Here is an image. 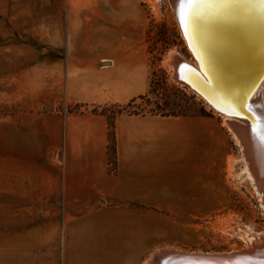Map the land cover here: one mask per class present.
I'll return each instance as SVG.
<instances>
[{
  "label": "crops",
  "instance_id": "1",
  "mask_svg": "<svg viewBox=\"0 0 264 264\" xmlns=\"http://www.w3.org/2000/svg\"><path fill=\"white\" fill-rule=\"evenodd\" d=\"M49 1L40 55L0 57L7 159L27 167L13 169L0 201V264H144L158 250L157 210L204 203L206 172H224L231 134L211 116L121 114L111 172L106 117L66 109L149 93L146 45L127 39L132 0Z\"/></svg>",
  "mask_w": 264,
  "mask_h": 264
},
{
  "label": "rangeland",
  "instance_id": "2",
  "mask_svg": "<svg viewBox=\"0 0 264 264\" xmlns=\"http://www.w3.org/2000/svg\"><path fill=\"white\" fill-rule=\"evenodd\" d=\"M54 3L49 0H0V57L39 56L44 45L39 37L45 33L43 25L39 23V15L43 14V10L52 15ZM56 3L57 9L60 10L61 2ZM130 11L128 14L136 19L137 27L127 33V39L145 43L151 63L150 79L154 88V93L149 94L150 102L138 100V109L147 113L150 109L156 110L157 103L165 112L195 114L205 110L208 116L222 122L232 137L231 154L227 158L224 172H206L205 201L199 208L157 210V248L203 252L245 249L251 241L249 234L258 236L264 232V208L247 172L243 147L225 124V114L215 110L172 77L174 69L168 59L169 53L174 52L194 66L196 59L182 35L170 0H132ZM49 30L51 29L46 27V38ZM59 36L60 40L64 41L65 30L59 32ZM48 41L46 39V44ZM5 82L0 81V201L5 200L6 186L12 184L13 169L22 172L27 168L22 162L7 159L4 138L6 113L3 111L10 97L6 96ZM31 83L32 86L36 85ZM260 91V99L264 104V86ZM17 181L14 176V183ZM203 186L200 185V191ZM142 260L143 263L147 261L145 257Z\"/></svg>",
  "mask_w": 264,
  "mask_h": 264
},
{
  "label": "bare ground",
  "instance_id": "3",
  "mask_svg": "<svg viewBox=\"0 0 264 264\" xmlns=\"http://www.w3.org/2000/svg\"><path fill=\"white\" fill-rule=\"evenodd\" d=\"M170 2L182 35L196 59L194 66L174 52L169 53L174 69L172 77L225 114V124L237 137L243 153L248 154L249 159L244 157L247 172L264 208V194H261L264 142L252 136V126L256 123L245 107L250 99L251 111L257 119L264 116L259 94L264 86V5L259 0H230L227 4L205 7L195 30L190 25L186 36L178 3ZM234 127L241 138L235 134ZM261 129L264 133V121ZM249 236L251 241L242 250L203 252L167 247L157 250L145 264H264V232Z\"/></svg>",
  "mask_w": 264,
  "mask_h": 264
},
{
  "label": "trees",
  "instance_id": "4",
  "mask_svg": "<svg viewBox=\"0 0 264 264\" xmlns=\"http://www.w3.org/2000/svg\"><path fill=\"white\" fill-rule=\"evenodd\" d=\"M154 93L153 88V81L151 80V85L149 89V93L146 95H141L136 98L131 99L129 102L125 104H118V103H110L104 105H89V104H71L67 107V112L75 113V114H83V113H92V114H100L106 117L108 123V163H109V170L111 172L116 171V137H115V119L121 114H129V115H138V114H146L145 112L139 110L138 100H149V94ZM148 114H158V115H201V116H208L205 110H200L199 112L187 113V112H175V111H163L159 104L156 103V110L150 109Z\"/></svg>",
  "mask_w": 264,
  "mask_h": 264
},
{
  "label": "snow or ice",
  "instance_id": "5",
  "mask_svg": "<svg viewBox=\"0 0 264 264\" xmlns=\"http://www.w3.org/2000/svg\"><path fill=\"white\" fill-rule=\"evenodd\" d=\"M230 0H178V10L180 23L184 27L185 35H189L190 25L195 30L197 21L201 18L202 10L208 6H216L218 4H227ZM261 5H264V0H259ZM251 111V108L249 109ZM258 132V129H253ZM260 140L264 142V133L259 136Z\"/></svg>",
  "mask_w": 264,
  "mask_h": 264
},
{
  "label": "water",
  "instance_id": "6",
  "mask_svg": "<svg viewBox=\"0 0 264 264\" xmlns=\"http://www.w3.org/2000/svg\"><path fill=\"white\" fill-rule=\"evenodd\" d=\"M175 1L178 3V0H175ZM252 103H253V102H252ZM252 103H251L250 99H248V100L246 101V105H245V107H246L247 111L249 112V114L253 117V120H254L255 123H256V124H255L256 126H252V125H250V126H252V132H251V133H252V136H253L255 139L260 140V138H259L260 133H259V132H260V131L262 132L261 127H262V125H263L264 116H261V120H259V118L257 119V117L255 116V114H253V112L249 110V109L252 107ZM253 129H258L259 131L256 132V131H253ZM233 130H234L235 134H237L238 137L241 138L240 133L237 132V128L234 127ZM262 133H263V132H262ZM258 140H257V141H258ZM258 142H259V141H258ZM243 155L245 156V158L249 159V158H248V154H247L246 152H244ZM260 184H261V183L259 182V183H258L259 187H261ZM261 194H264V190L261 191ZM155 259H156V261H158L159 257H158V258L156 257Z\"/></svg>",
  "mask_w": 264,
  "mask_h": 264
}]
</instances>
